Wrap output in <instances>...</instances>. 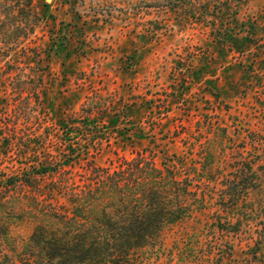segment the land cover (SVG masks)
I'll return each instance as SVG.
<instances>
[{
  "label": "rangeland",
  "instance_id": "374dc122",
  "mask_svg": "<svg viewBox=\"0 0 264 264\" xmlns=\"http://www.w3.org/2000/svg\"><path fill=\"white\" fill-rule=\"evenodd\" d=\"M153 2L35 0L40 22L28 38L19 19L4 27L0 189L4 175L23 174L48 162L49 154L57 156L63 149L52 134L72 120L83 127L90 113L87 125L103 132L104 143L86 149L81 140L82 156L73 166L64 163V172L79 185L89 178L88 162L102 170L136 153L152 155L158 166L174 164L181 178L200 169L202 154L218 161L225 156L220 163L227 173L247 130L264 136V48L249 43L264 34V0L238 14L223 13L221 22L234 18L240 24L225 36L212 34L210 26L176 22L150 9ZM21 83L34 93H19ZM226 127L235 145L222 146L220 128ZM43 184L54 185L51 179ZM246 204L235 214L220 211L222 222L237 225V234L213 237L206 224L214 220L199 215L196 223L165 228L163 246L141 251L134 264H264V179ZM33 229L30 221L12 225L14 243L21 248ZM194 233L199 236L191 242ZM1 252L0 264H7Z\"/></svg>",
  "mask_w": 264,
  "mask_h": 264
},
{
  "label": "trees",
  "instance_id": "16d2710c",
  "mask_svg": "<svg viewBox=\"0 0 264 264\" xmlns=\"http://www.w3.org/2000/svg\"><path fill=\"white\" fill-rule=\"evenodd\" d=\"M252 1L256 0H154L149 7L170 14L176 22L210 26L212 34L225 36L240 24L234 18L221 22L220 16L226 11L238 14ZM34 2L0 0V44L6 41L4 27L14 20L19 19L24 38L33 33L40 22ZM253 41L249 43L264 48V34ZM6 56L0 46V62ZM19 87V93H34L25 83ZM91 116L82 118L83 127L72 120L52 134L56 142L51 141L62 146L60 151L63 149L57 156L49 154L48 162L38 168L30 166L32 169L23 174L4 175L0 189V250H4L1 254L7 264H134L141 251L163 246L165 228L195 222L199 215L214 220L206 224L213 237L237 234V225L222 222L220 211L235 214L240 204L247 206L250 192L259 188L264 179V136L247 130V140L244 138L239 146L242 152H234L227 173L224 163H220L225 156L218 161L214 154H202L200 169L193 167L192 173L181 178L174 164L164 162L158 166L152 155L136 153L131 159L120 157L116 166L102 170L92 168L88 162L89 178L79 185L64 172V163L73 166L82 156L81 140L86 149L102 147L103 132H94L87 125ZM220 130L222 146L225 142L235 145L227 136V127ZM247 146L254 152H249ZM55 177L57 181L53 182ZM48 179L53 187L43 184ZM56 194L65 196L72 208L60 203ZM214 207L217 210L210 213ZM243 213L248 215V211ZM25 221L34 223V229L20 248L14 243L11 227ZM198 234H191V242ZM208 243L212 250L214 246ZM225 247L232 250L229 244Z\"/></svg>",
  "mask_w": 264,
  "mask_h": 264
}]
</instances>
